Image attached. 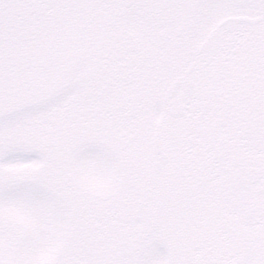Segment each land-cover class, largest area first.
<instances>
[{"label":"snow or ice","instance_id":"1","mask_svg":"<svg viewBox=\"0 0 264 264\" xmlns=\"http://www.w3.org/2000/svg\"><path fill=\"white\" fill-rule=\"evenodd\" d=\"M0 264H264V0H0Z\"/></svg>","mask_w":264,"mask_h":264}]
</instances>
